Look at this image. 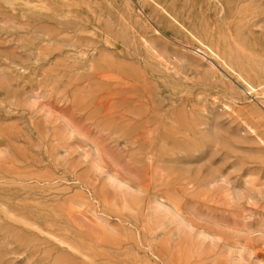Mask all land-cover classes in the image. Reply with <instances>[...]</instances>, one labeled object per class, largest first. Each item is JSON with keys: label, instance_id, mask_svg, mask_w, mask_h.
<instances>
[{"label": "rangeland", "instance_id": "rangeland-1", "mask_svg": "<svg viewBox=\"0 0 264 264\" xmlns=\"http://www.w3.org/2000/svg\"><path fill=\"white\" fill-rule=\"evenodd\" d=\"M0 264H264V0H0Z\"/></svg>", "mask_w": 264, "mask_h": 264}]
</instances>
